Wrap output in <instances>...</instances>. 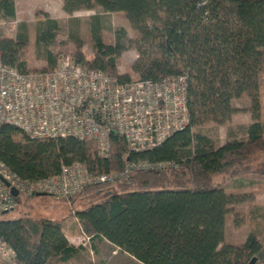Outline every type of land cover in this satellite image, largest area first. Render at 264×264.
<instances>
[{
  "label": "trees",
  "instance_id": "1",
  "mask_svg": "<svg viewBox=\"0 0 264 264\" xmlns=\"http://www.w3.org/2000/svg\"><path fill=\"white\" fill-rule=\"evenodd\" d=\"M61 2L66 14L98 10L86 20L90 55L83 54L84 42L72 30L66 40L54 43L60 23L41 12L33 32L45 66L29 69L28 23L15 20V0H0L4 66L20 74L50 72L57 67L61 47L71 44L70 56L61 57L121 83L185 76L187 126L142 152L132 151L112 132L104 158L94 142L72 137L35 139L3 124L0 162L25 181L48 178L58 174L61 166L75 163L100 176L121 173L128 162L169 163L157 171H136L114 184L86 187L61 202L71 207L69 216L90 243L104 239L139 264H249L253 258H264V242L256 231L240 245L224 242L228 215H233L236 227L246 220L234 209L245 197L226 194L225 189L264 184V175L254 169L264 165V0ZM116 13L124 16L133 37L119 28L114 42L105 43L102 15ZM68 22L75 28L79 23L72 17ZM7 27H13L12 37L3 33ZM129 49L136 54L131 64L135 79L117 71L120 55ZM240 100L248 102L251 123L243 128L242 139L231 138L228 130V139L216 146L202 129L209 124L228 127L237 111L233 102ZM99 196L105 198L96 200ZM75 204L83 207L75 209ZM5 215L0 213V241L13 251V264H65L84 250L67 241V219L6 220Z\"/></svg>",
  "mask_w": 264,
  "mask_h": 264
},
{
  "label": "built area",
  "instance_id": "2",
  "mask_svg": "<svg viewBox=\"0 0 264 264\" xmlns=\"http://www.w3.org/2000/svg\"><path fill=\"white\" fill-rule=\"evenodd\" d=\"M53 71L20 74L0 61V126H15L35 139L76 138L94 142L108 157L110 133L118 134L132 151L158 147L188 123L186 77L158 82H120L89 70L69 57H60ZM169 163H125L121 173L93 175L86 166H61L58 174L37 181L21 180L0 162V213L14 208L20 195L42 194L69 201L86 187L114 184L138 171H157ZM10 189L17 191L15 198ZM0 257L13 260V251L0 241ZM254 264H264V258Z\"/></svg>",
  "mask_w": 264,
  "mask_h": 264
},
{
  "label": "rangeland",
  "instance_id": "3",
  "mask_svg": "<svg viewBox=\"0 0 264 264\" xmlns=\"http://www.w3.org/2000/svg\"><path fill=\"white\" fill-rule=\"evenodd\" d=\"M18 22L25 21L29 26V47L27 55V64L29 69L41 70L45 66V62L41 56L37 53L36 46L34 44V32L37 23V15L41 12L47 13L50 18L56 19L61 26L59 35L54 43L59 44L66 40L68 32H76L78 37L84 42L83 54L90 55V49L87 42L88 27L86 20L88 16L99 13L98 10L92 11H79L72 14H66L62 11L60 0H15ZM76 18L79 23L77 27L69 24V18ZM102 30L101 38L105 43H113L114 32L122 28L125 31L127 37L132 38L133 33L128 28V23L122 14H108L102 15ZM13 27H7L4 30V35L7 37L13 36ZM73 47L71 44L61 47V56H70ZM136 54L131 49L123 52L118 59L117 71L120 75H128L132 79L133 77L131 64L135 61ZM234 107L236 113L232 116L230 125L216 126L213 124L206 125L202 132L214 141L216 146H221L228 139V130L231 132V138L242 139L243 128L247 127L251 122L250 114L248 112V102L246 100L234 101ZM263 119V115L261 117ZM230 128V129H228ZM263 164V163H262ZM256 172L264 175V165L254 166ZM226 194H239L245 197L244 203L236 206L235 212L245 214V223L239 227L235 226L233 215H228L226 224L224 226V242L231 245H240L249 233H257L260 242H264V184L245 186L240 190L225 189ZM104 196L95 198L96 200L104 199ZM83 206L75 204V209H81ZM71 213V207L64 202L57 201L52 197L45 195H36L34 197H27L20 195L18 202L14 205V208L3 217L6 220H14L21 217L29 218H47L50 220L67 219L66 233L71 229L76 228L74 219L69 216ZM81 237V236H80ZM79 237V238H80ZM79 241V240H78ZM83 244L84 250L73 258L71 261L65 264H137L131 261L128 257L120 254L118 251L103 243V242H78L76 245ZM115 250V249H114ZM0 264H13L11 260H4L0 257Z\"/></svg>",
  "mask_w": 264,
  "mask_h": 264
},
{
  "label": "crops",
  "instance_id": "4",
  "mask_svg": "<svg viewBox=\"0 0 264 264\" xmlns=\"http://www.w3.org/2000/svg\"><path fill=\"white\" fill-rule=\"evenodd\" d=\"M61 1V0H60ZM15 4H16V1H15ZM61 4H62V2H61ZM60 4V5H61ZM17 10V9H16ZM74 223L76 224V222L74 221ZM65 230H64V234H65V236H66V238H67V241H69L71 244H73V245H75V246H77L76 244L78 243V242H81V241H83V242H90L89 241V239L88 238H86L82 233H81V231L76 227V228H74V229H71L69 232H67L66 233V228H64ZM81 236V237H80ZM80 237V238H79ZM79 240V241H78ZM97 242V241H96ZM101 242H103V243H105V244H107V245H109L112 249H113V251H118V249L116 248V247H114V246H112V245H110L108 242H106V241H104V239H103V241H101ZM80 245H82L83 246V244H80ZM115 249V250H114ZM120 254H122V255H124V256H126V257H128L131 261H134V263H137L134 259H132L131 257H129V256H127L126 254H123V253H121L120 251H118ZM137 264H139V263H137Z\"/></svg>",
  "mask_w": 264,
  "mask_h": 264
},
{
  "label": "water",
  "instance_id": "5",
  "mask_svg": "<svg viewBox=\"0 0 264 264\" xmlns=\"http://www.w3.org/2000/svg\"><path fill=\"white\" fill-rule=\"evenodd\" d=\"M0 182H1L6 188H9V184H8L6 181H4L3 179H1V177H0ZM16 192H17V191H15L14 189H10V194H11L13 197H15V198L18 196V193H16ZM1 214H2V215H5V214H7V211H3V212H1ZM255 261H256V258H253V259L250 260L249 264H254Z\"/></svg>",
  "mask_w": 264,
  "mask_h": 264
}]
</instances>
